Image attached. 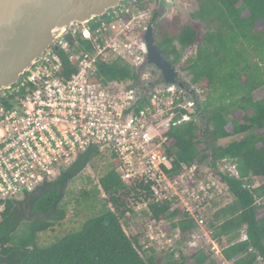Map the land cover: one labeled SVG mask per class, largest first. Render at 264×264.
Segmentation results:
<instances>
[{
	"label": "trees",
	"instance_id": "16d2710c",
	"mask_svg": "<svg viewBox=\"0 0 264 264\" xmlns=\"http://www.w3.org/2000/svg\"><path fill=\"white\" fill-rule=\"evenodd\" d=\"M136 1L142 11L152 13L151 20L156 24L158 34L157 44L164 55L173 64L180 62V71L191 76V83L204 93L207 91L205 101L197 111L191 112L193 119L161 130L158 140L174 158L175 172H180L181 163H207L229 187L232 201L207 219V226L214 229L213 237L223 247L224 259L232 264H264V203H257L264 199V182L253 189L246 187L247 183L253 184L252 177L264 178V97L255 96V92L264 86V0H199L200 18L216 22L214 32H208L202 44L198 43L196 28L181 24L177 17L164 24L156 10L158 0ZM101 18L110 19L109 14ZM195 45L196 54L184 57L185 49ZM248 46L254 48L252 58H258L253 63L246 56ZM145 67L137 70L123 59L100 62L97 78L117 82L140 81ZM150 96L141 104L150 101ZM176 110L177 118L187 112L183 108ZM225 139L230 140L218 144ZM101 154L96 148L89 149L55 181L28 194L25 199H32V210L50 215L54 220L64 218L60 203L66 185ZM221 159L232 160L240 176L221 171L217 165ZM117 165L118 162L113 160L100 180L105 196L100 212L88 218L78 230L45 246L40 245L38 235L53 228L56 221L41 218L24 223L25 217L20 215L15 204H21L25 199H0V208L4 210L0 221V264L223 262L204 249L191 250L190 257L194 262H189L181 249L177 250L178 253L159 252L150 247L151 255L145 258V249L140 244L143 233L129 235L123 222L126 224L127 213L133 212V201L141 200L142 195L151 196L148 185L145 182L125 184ZM97 194L101 195L99 189L94 195ZM84 195L91 194L84 192ZM173 205L171 201L151 203L153 219L169 220L170 225L180 232V245L182 242L186 244L198 225L193 218L184 215L179 206ZM216 222L221 223L217 225ZM259 257L262 258L260 263Z\"/></svg>",
	"mask_w": 264,
	"mask_h": 264
},
{
	"label": "built area",
	"instance_id": "2783aa9c",
	"mask_svg": "<svg viewBox=\"0 0 264 264\" xmlns=\"http://www.w3.org/2000/svg\"><path fill=\"white\" fill-rule=\"evenodd\" d=\"M112 10L106 13L110 19L70 25L16 84L0 92V199L22 200L96 148L118 162L125 184L148 185L151 196L142 195L131 207L143 219L141 230L131 232L143 233L144 249L147 243L159 252L181 248L179 230L167 219H153L150 207L171 201L198 225L185 246L199 250L210 244L218 252L205 209L229 196V187L207 164L181 163L175 172L174 158L158 140L161 130L193 119L187 96L177 88L147 87L143 70L140 81L97 78L100 62L123 59L137 70L149 65L143 34L144 18L152 13L142 11L136 0H124ZM148 96L150 101L141 104ZM178 108L187 109L180 118ZM222 161L221 171L240 176L232 160Z\"/></svg>",
	"mask_w": 264,
	"mask_h": 264
},
{
	"label": "water",
	"instance_id": "95a60500",
	"mask_svg": "<svg viewBox=\"0 0 264 264\" xmlns=\"http://www.w3.org/2000/svg\"><path fill=\"white\" fill-rule=\"evenodd\" d=\"M124 0H0V92L11 88L73 23L104 16ZM174 0H158L165 10ZM145 55L162 78L147 87L177 88L194 111L202 104L200 90L181 77L180 63L173 64L157 44L156 26L144 30ZM158 80V79H156ZM141 93V91H140ZM140 98V95L137 99Z\"/></svg>",
	"mask_w": 264,
	"mask_h": 264
},
{
	"label": "rangeland",
	"instance_id": "374dc122",
	"mask_svg": "<svg viewBox=\"0 0 264 264\" xmlns=\"http://www.w3.org/2000/svg\"><path fill=\"white\" fill-rule=\"evenodd\" d=\"M174 1L176 3L172 6H170L168 9H166V12L163 14V16H160V20L163 19V23L167 25L168 23L171 22V20L174 17H177L181 24H188V25L194 26L197 30V33H198V43L202 44L203 41L205 40L206 34L208 32H212V31L214 32L216 22L210 23V22L206 21L205 19L200 18V16L198 15L199 7H200L199 0H174ZM148 17H149V15H147V18L145 17L144 19L147 21ZM155 26H156V24H155ZM238 41H239V38H238L237 42ZM237 42H236V44H237ZM196 49H197V45H195L191 48L185 49L184 57L194 56L196 54ZM247 49L248 50H246V56H248L249 60L252 59L251 63L258 60V58H252L253 54H255V52H253L254 48L252 46H250V47L248 46ZM156 74H157L156 69H154L151 65H146V67H145V78L146 79L154 80V79H156ZM181 77H183V79L185 81L192 84L191 83V76H188V75L185 76V74L183 72H181ZM141 78L143 79V77H141ZM194 86L197 87L196 85H194ZM199 90H200V97L199 98H200L201 103H203L207 97V95H206L207 91H206V93H204V90H201L200 88H199ZM255 96H256V98L264 97V86L259 88L255 92ZM229 140L230 139H225L226 142L220 140V141H218V144L227 143V141H229ZM112 161L113 160H112L110 153L103 152L99 157L93 159L78 175L74 176L70 180V182H68V184L66 185V188H65V193L63 195V200L60 203L61 204L60 207H62V209L64 210L65 216L61 220H59V219L54 220V219H52V217L50 215L44 216L48 220H52V221L54 220L56 222H55V225L53 226V228L48 229L44 232H41L38 235V241H39L40 245H42V246L48 245L51 242L55 241L56 238L61 237L68 232L78 230L81 227V225L88 218H90L91 216H94L100 212V209L102 208V198L105 197L102 190H101L100 180L104 176V174L108 171ZM203 164H204V166L208 167L206 165L207 163H201V165H203ZM217 165H218V167L224 166L225 161L219 160V161H217ZM263 182H264V178H262V177H257L255 179V183L258 185H260ZM97 189L100 190L101 195L100 194L94 195L96 193ZM84 192H89L91 195L85 196ZM22 200H24V198H22ZM231 201H232V196L231 195L227 196V194L216 199L215 201H213V203L210 206L207 207V209H205L206 210V214H205L206 217L205 218L208 219L210 214H213V212H215V210L219 209L220 207L225 206L226 204L230 203ZM257 203H258V205L260 203H264V199L258 200ZM2 209H3V207L0 208V211ZM24 212H25V215H27L26 219L24 220V223H28V222L34 220L35 217L30 216V212H29L28 208H24ZM54 215L57 216L56 213ZM137 216H138L137 213L135 211H133L130 215L128 214L125 217V221H127V222H126V224L123 222V225L125 226L126 232L129 235H131L133 233V232H131V230L132 231H134V229H136L137 231L141 230L139 224H140V222H142L143 219L141 217L138 218ZM134 223L136 224V226L134 225ZM216 223L218 225L221 222H216ZM129 224H131L130 231H129V227H128ZM207 224H208V220H207ZM207 228H209V227L207 226ZM209 229H210L209 231H211L212 233L214 232V229L212 227H210ZM205 230L206 229L203 228V232ZM209 231H208V233L210 234ZM142 241H144V240H142ZM214 241L216 243L215 246H216L218 252H216L213 248L214 246H211L210 244H206V246L203 245L204 248H202V249H204L203 251L211 253V256H213L214 258L222 259L223 254L219 253V250H222L223 247L221 245H218L216 240H214ZM178 244H180L179 240H178ZM146 247H147V249H145L146 253H144L145 258L151 255L150 247H152V246L147 243ZM156 248H158V247H156ZM199 248H201V247H199ZM199 248H197V249H199ZM180 249L181 250L184 249L183 251H184L185 255L188 257L189 262H194L193 260H191V257H190L191 256V250H193V249L190 250V248L188 246L186 247L185 243H183V242L181 243ZM156 251H158V250L156 249ZM173 251L178 253L177 249H175ZM177 257H178V254L175 256V258H177ZM188 259H187V261H188Z\"/></svg>",
	"mask_w": 264,
	"mask_h": 264
},
{
	"label": "flooded vegetation",
	"instance_id": "af4514ba",
	"mask_svg": "<svg viewBox=\"0 0 264 264\" xmlns=\"http://www.w3.org/2000/svg\"><path fill=\"white\" fill-rule=\"evenodd\" d=\"M156 10L157 12L160 14V16H163V14L166 12V10L159 6L158 3L156 5ZM152 19V15L150 16V19H148V22H152L153 21L151 20ZM154 24V23H153ZM155 25V24H154ZM180 63V62H178ZM176 63V64H178ZM175 65V64H174ZM155 69V68H154ZM180 70V69H179ZM157 74H156V79L160 80L162 78V76L158 77V71L156 70ZM25 199V198H24ZM23 203V204H22ZM21 204H15L16 208L19 210V213L22 217H25L24 220L26 219L27 215H25V212H24V208H28L29 209V212H30V216H33L35 217L34 219H41V218H45L44 216H47L46 214H41V213H37V212H34L32 210V199H25V201H23ZM4 212V210L2 209L0 211V221L2 220V213ZM23 222V221H22Z\"/></svg>",
	"mask_w": 264,
	"mask_h": 264
},
{
	"label": "crops",
	"instance_id": "0c3cea01",
	"mask_svg": "<svg viewBox=\"0 0 264 264\" xmlns=\"http://www.w3.org/2000/svg\"><path fill=\"white\" fill-rule=\"evenodd\" d=\"M254 178L256 179L257 177H252V179L254 180L253 184H254V186L256 187V186H258V184L255 183V179H254ZM220 208H221V207H220ZM220 208H219V209H220ZM219 209H217V210H219ZM217 210H215V211H217ZM242 232H243V231H242ZM224 260H225V259H224ZM258 261H259L258 263H260V262H261V259L258 258ZM224 264H232V263H231V261H227V260H226V263H224Z\"/></svg>",
	"mask_w": 264,
	"mask_h": 264
}]
</instances>
